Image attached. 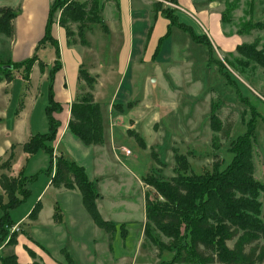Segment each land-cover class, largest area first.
<instances>
[{"label":"rangeland","instance_id":"1","mask_svg":"<svg viewBox=\"0 0 264 264\" xmlns=\"http://www.w3.org/2000/svg\"><path fill=\"white\" fill-rule=\"evenodd\" d=\"M212 1L217 3L218 10L224 14L227 22L221 23L227 35L237 36L238 44H249L254 39H259L260 45L264 44V31L252 30L249 34L238 33V29L245 21L264 22V0ZM98 6L100 7L99 3ZM55 8L54 23L57 22L61 12L60 7ZM173 8L175 7L170 2L167 5L158 4V11L163 17L167 15L174 18L176 13ZM90 23L94 26L90 30L93 34L98 31L97 29L104 28L100 18L99 22H87L83 25L72 23L71 30L74 35L78 34V28L82 33H86ZM156 24L157 28L160 27V31L157 34L155 31L153 36L148 38L146 49L148 61L144 63L145 66L138 69L131 66L129 71L122 75L120 70L124 66H96L100 74L98 80L97 75L88 72L95 77L96 82L98 81L96 85L103 122V149L79 143L81 148L88 151V153L80 152L81 162L86 167L99 195L96 204L101 216L104 220L112 222L114 229L120 224V228H117L119 230L116 231L118 235L119 232L123 235L126 227L130 230L138 223L142 226L145 195L146 193L152 195L153 191L152 187L146 184L148 177L168 180L177 174L211 172L215 155L222 160L220 169L225 168L233 157L229 149L231 141L246 131V123L252 119L256 134L253 145L254 176L264 185V67L254 65L250 61H243L245 58L235 49L238 44L228 53H223L220 49L215 50L212 45L210 60L207 46L193 41L188 32L171 26L168 19L163 18L162 24L157 20ZM187 24L191 25L195 31L199 32L202 29L197 21H189ZM168 30V36L158 42L159 37ZM198 36H202V40H208L205 35ZM8 39L5 40L9 41ZM74 39L78 40V35ZM152 40L153 43L150 46ZM216 46L219 45L216 44ZM73 50L78 55L81 53L79 50ZM51 52L53 53V49ZM75 53L72 52L70 58H73L77 65L81 60L86 65L88 61H92L90 51H87L85 57L80 54L81 59H78ZM6 58V56L0 57L1 60ZM42 58L44 60L50 58L49 49L42 53ZM67 58L66 53V60ZM235 58L241 60V63H237ZM33 66L34 84L32 86L36 99L32 100L28 107L30 112L25 121H30L35 129L36 127L40 129L42 126L40 131L45 132L47 123L44 108L47 104V94L40 95L39 84L43 77L39 71L38 62H35ZM85 67L87 66H83ZM14 73L17 77L19 75L23 77L21 70H14ZM68 74L71 77V73ZM26 82L30 86V75ZM83 85L85 86V83ZM111 102L119 103L123 107L129 103L131 108L124 113H119L112 108L110 113L109 103ZM14 104V107L20 106L21 109L23 98L16 99ZM215 109L223 129L230 125L227 137H224L223 132L215 133L211 128L210 115ZM109 115H111L110 118ZM4 122L10 123V117ZM129 130H132L131 134ZM134 134L143 139L144 148L138 145ZM216 134L219 138L218 149L212 146V137ZM113 139L114 142L111 141ZM3 140L4 137L0 135V144ZM15 147L7 152L4 159H0V175L5 174L9 176L8 178H17L19 173L10 175V169L8 170L4 164L11 150L14 153L22 149L23 152L22 146ZM124 149H129L130 154L126 155ZM175 154L185 156L188 168L184 171L178 167L174 159ZM59 156L62 155H56L53 148V163ZM19 157L18 155L16 163L20 160ZM39 162L42 163V159ZM1 164L5 167H1ZM35 164L36 161L29 165L28 170L34 169ZM40 181L33 185L31 195L42 186ZM25 187L30 188V183ZM1 190L0 192L3 193ZM30 199L31 196L28 201ZM6 201L7 198L4 195V202ZM25 206L18 210L24 209ZM14 225L8 228L9 235L13 232L18 235L19 229H15ZM116 232L114 233L113 230L109 234L114 238ZM130 232L134 231L130 230ZM9 235L6 237L7 242ZM143 236V246L150 252L149 248L152 247L145 235ZM152 236L156 238L157 233L153 232ZM162 240L167 239L162 237ZM232 243L230 241L229 245ZM169 255L168 252L164 253V258L168 259ZM171 258L166 262L163 261L162 264L168 263ZM147 259L148 263L152 264L151 259Z\"/></svg>","mask_w":264,"mask_h":264},{"label":"trees","instance_id":"2","mask_svg":"<svg viewBox=\"0 0 264 264\" xmlns=\"http://www.w3.org/2000/svg\"><path fill=\"white\" fill-rule=\"evenodd\" d=\"M55 7L61 9L57 20L58 25L65 29L67 37L74 43L87 45L80 28L77 34L79 39H74L77 35H74L71 30L72 23L83 25L87 22L100 21V7L97 0H53L49 6L44 34L35 49L37 51L46 42L54 47L55 59L48 69L47 105L44 109L48 128L44 133L32 134L22 145L24 153L28 155L44 151L49 156V162L46 169L30 176L24 173L23 168L19 170L17 178L0 175V188L3 190V194H0L2 212L0 244L9 235L8 228L14 224L10 217V210L24 203L31 195V190L25 185L35 182L39 173L48 175L54 186L78 188L82 195V203L93 221L108 232L114 230L113 223L104 220L97 208L96 199L99 195L85 168L63 156L55 158L53 163V143L58 138L60 127V120L55 114L62 110L61 103L55 100L53 93L55 74L62 67L58 41L52 34ZM152 8L157 11L158 4H154ZM223 15L221 14V21L225 23L227 21ZM14 17L15 12L11 8H0V33L10 38L13 36L12 19ZM165 18L171 26L188 32L193 41L205 44L211 60L213 46L209 40H202V36H198L192 27L179 22L176 16L173 18L165 15ZM252 30L264 31V22L245 21L238 29V33L249 34ZM168 34L169 30L159 37L158 42ZM259 45L260 40L254 39L249 44H238L235 49L245 58L243 61H250L254 65L264 67V44ZM235 61L241 63L238 58H235ZM35 62H38L39 71L43 73L46 64L43 60H39L37 53L19 62L0 59V81H12L14 70H21L22 78L28 81ZM78 76L84 81L85 86L78 99L70 106L68 130L85 145H102V114L99 103L94 98L96 79L84 68L79 69ZM19 107L15 110L16 114L20 110ZM111 107L119 113H124L131 108L129 103L125 107L114 103ZM210 124L215 133L223 132L224 137L228 136L230 125L223 129L216 109L210 115ZM128 132L131 134L132 130ZM134 138L141 148L145 147L139 135L134 134ZM218 140L217 134L212 137L214 149L219 147ZM255 140V125L252 119L246 123V131L231 141L229 149L233 157L225 168L220 169L222 160L215 155L211 172L177 174L168 180L150 177L146 179V184L151 186L153 191L152 195L151 193L145 195L143 232L149 244L155 247L158 253L165 250L173 253L171 260L165 264L264 263V185L254 176ZM13 148L12 144L10 149L13 150ZM12 150L4 162L8 170L15 156ZM174 159L181 170L188 168L184 155L175 154ZM4 164H1V167H5ZM4 195L7 198L6 202H4ZM40 209V202L37 201L29 213V218L35 219ZM153 232L157 233L158 238L152 236ZM16 237V232L11 233L7 245L15 243ZM162 237L167 240H162ZM230 241L233 242L232 245H229ZM0 263L24 264L18 262L13 254L0 256ZM27 264L42 263L33 261Z\"/></svg>","mask_w":264,"mask_h":264},{"label":"crops","instance_id":"3","mask_svg":"<svg viewBox=\"0 0 264 264\" xmlns=\"http://www.w3.org/2000/svg\"><path fill=\"white\" fill-rule=\"evenodd\" d=\"M52 1L0 0V8L9 7L15 12V17L12 19V38L0 33V57L6 56V59L12 62H19L37 53L38 57L46 64L44 72L41 73L43 78L39 84L40 95L47 94L48 69L55 59V54L54 47L49 42H46L37 51L35 49L44 34L48 10ZM97 2L100 5V18L105 27H101V30L97 29L98 31L93 34L90 30L94 26H91V23L88 24V31L82 33L87 45L71 41L67 37L65 29L60 27L57 22L52 26V34L58 41L62 66L55 74L53 81L54 98L62 105L61 112L55 114L60 120V127L53 148L56 155L61 154L64 158L82 165L88 177L87 169L81 162L80 152L85 151L79 144L82 142L68 130L67 125L70 118V106L78 99L84 88V82L78 76L80 68L87 66L84 69L92 75H97L98 80L100 74L96 66H124L120 70L122 71L121 75L128 72L131 66H135L137 69L145 66L148 61V56H146L148 38H151L155 31L156 34L160 31V27H156L157 20L160 24H162L163 18L166 20L158 10L154 11L152 8L154 4L159 3L165 5L169 2L172 3L179 22L188 25L189 21H197L201 25V31L192 29L197 35H205L215 50L220 49L223 53L231 52L239 41L237 36L226 34L221 23V12L218 10L217 3L212 0H97ZM152 43L153 40L150 42V46ZM47 49L50 50V58L44 60L42 53ZM51 49H53V53ZM73 49L79 50L84 57L87 55V51H90L92 61H88L86 65L81 60V63L78 62L77 65V62L70 58V54L75 53ZM75 54L78 55V53ZM80 54L78 59H81ZM105 54L107 56H104ZM33 71L34 66L30 72V86L21 75L17 77L16 73L13 74L12 81H0V135L4 137L0 144L1 160L4 159L12 144L16 146L15 148H20L32 134L44 133V131H40L42 126L40 129L39 127L35 129L30 121H25L30 112L28 107L32 100L36 99L32 86L34 84ZM97 85L94 98L99 103ZM21 98H23V105L16 114L15 110L18 107H14V103L16 99ZM113 102L109 103L110 113ZM8 117L11 122H4ZM45 119L47 123L46 115ZM111 141L114 142V139ZM87 146L102 147L103 149V145ZM14 153L9 173L12 176L22 168L27 176L36 174L44 170L49 162V156L44 151L28 155L21 149ZM84 153H88V151ZM18 155L20 160L16 163ZM41 159L42 163L39 162ZM35 161L34 169L29 171V165ZM38 180H41L42 186L37 189L35 194L30 195L31 202L28 201L29 196L22 205L10 210V217L16 226L15 229L18 228L19 231L15 243L7 245L8 238H5L0 244V256L13 254L17 257L18 262L24 264L33 261L42 264H149L147 258L151 259L152 264H162L163 261L166 262L172 257V252L165 250L158 253L152 245V248H149L150 252L145 250L143 246L145 212L143 213L142 226L138 223L135 227H131L130 230L134 232H130L126 227L123 236L120 232L119 235L116 232L119 230L117 229L119 224L114 229L116 234L113 238L108 231L93 221L82 203V196L77 188L54 186L50 182V177H46L43 173H39ZM38 180L30 183L31 193L33 185ZM37 201L40 202L41 209L37 217L31 219L29 213ZM24 205H26L25 208L19 211L18 209ZM1 215L0 210V217ZM125 224L128 225V223ZM145 247L147 246L145 245ZM166 252L170 254L168 259L164 258Z\"/></svg>","mask_w":264,"mask_h":264},{"label":"built area","instance_id":"4","mask_svg":"<svg viewBox=\"0 0 264 264\" xmlns=\"http://www.w3.org/2000/svg\"><path fill=\"white\" fill-rule=\"evenodd\" d=\"M124 151V153L127 155V154H130V150L129 149H124L123 150Z\"/></svg>","mask_w":264,"mask_h":264}]
</instances>
